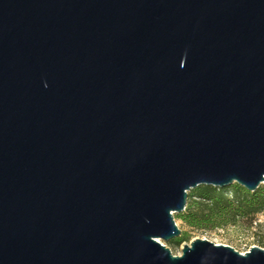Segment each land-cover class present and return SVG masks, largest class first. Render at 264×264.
Here are the masks:
<instances>
[{
	"label": "water",
	"instance_id": "obj_1",
	"mask_svg": "<svg viewBox=\"0 0 264 264\" xmlns=\"http://www.w3.org/2000/svg\"><path fill=\"white\" fill-rule=\"evenodd\" d=\"M264 185V0H0V264L179 256L198 187Z\"/></svg>",
	"mask_w": 264,
	"mask_h": 264
},
{
	"label": "trees",
	"instance_id": "obj_2",
	"mask_svg": "<svg viewBox=\"0 0 264 264\" xmlns=\"http://www.w3.org/2000/svg\"><path fill=\"white\" fill-rule=\"evenodd\" d=\"M187 206L183 213H175L174 219L183 222L189 229L208 232L246 221L252 223L264 217V185L256 191H246L238 184L230 188L198 187L188 193ZM189 235L182 233L169 242L174 247L189 243Z\"/></svg>",
	"mask_w": 264,
	"mask_h": 264
},
{
	"label": "rangeland",
	"instance_id": "obj_3",
	"mask_svg": "<svg viewBox=\"0 0 264 264\" xmlns=\"http://www.w3.org/2000/svg\"><path fill=\"white\" fill-rule=\"evenodd\" d=\"M176 225L182 233L189 235V243H184L180 247H174L169 242L162 243L166 245L172 252V255L179 256L182 247L189 245L195 239L208 240L216 245L228 246L239 253H246L252 247H257L264 250V217L259 216L252 223L246 221L238 222L235 225L226 228H220L208 232H199L189 229L182 221L175 219Z\"/></svg>",
	"mask_w": 264,
	"mask_h": 264
}]
</instances>
